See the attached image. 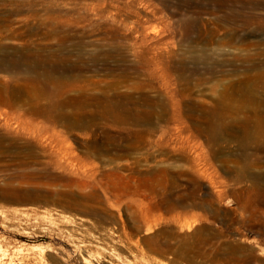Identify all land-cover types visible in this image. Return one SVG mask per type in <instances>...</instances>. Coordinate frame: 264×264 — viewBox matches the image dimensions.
I'll list each match as a JSON object with an SVG mask.
<instances>
[{
    "label": "rangeland",
    "instance_id": "1",
    "mask_svg": "<svg viewBox=\"0 0 264 264\" xmlns=\"http://www.w3.org/2000/svg\"><path fill=\"white\" fill-rule=\"evenodd\" d=\"M263 196L264 0H0V264H264Z\"/></svg>",
    "mask_w": 264,
    "mask_h": 264
},
{
    "label": "bare ground",
    "instance_id": "2",
    "mask_svg": "<svg viewBox=\"0 0 264 264\" xmlns=\"http://www.w3.org/2000/svg\"><path fill=\"white\" fill-rule=\"evenodd\" d=\"M239 182V181H238ZM251 182H253V181H251ZM252 184V183H251ZM257 183H253L252 185H250L249 186V188L251 187V189L253 188V189H255V190H257V191H260V189L258 188V186L256 185ZM248 186V185H247ZM243 191V190H242ZM245 191H247V190H245ZM249 191V190H248ZM247 191V192H248ZM250 192H252V190L250 191ZM253 193V192H252ZM255 193V192H254ZM262 193V192H261ZM240 195V194H239ZM260 197V196H259ZM264 197V196H263ZM261 198V197H260ZM256 199V198H255ZM259 201L260 200H255V203H259ZM261 205H264V200H262V202L260 203ZM260 205V206H261ZM255 209V208H254ZM257 209V208H256ZM261 209V208H260ZM260 211V210H259ZM252 213V212H251ZM251 215H253V214H251ZM262 216V215H261ZM256 218H258V217H254V219H256ZM262 218V217H261ZM260 218V219H261ZM230 237V236H229ZM224 242V241H223ZM228 242V241H227ZM226 243V242H225ZM229 243H231L230 241H229ZM224 244V243H223ZM228 244V243H227ZM233 244V243H232ZM232 244H230V245H232ZM226 245V244H225ZM229 245V244H228ZM229 245V246H230ZM238 246H239V244H237ZM241 245V244H240ZM224 246V245H223ZM227 246V245H226ZM225 246V247H226ZM244 246V245H243ZM242 246V247H243ZM240 247L241 246H239V247H236V246H231V248H232V250H234V255L229 259L232 263H234V264H249L250 263V259H248L247 257H245L246 256V254H245V256H243V255H237V253L239 252V249H240ZM241 247V248H242ZM226 248H228V247H226ZM229 251H231V249L229 250ZM238 251V252H237ZM242 251V250H241ZM240 251V252H241ZM230 254H231V252H230ZM243 254H244V252H243ZM104 257L110 262V263H113L114 262V257H112V255L110 254V255H108V254H104ZM264 257V256H263ZM88 260V261H91V260H93L94 259V254L93 253H89V254H87V257L85 258V260ZM228 259V258H227Z\"/></svg>",
    "mask_w": 264,
    "mask_h": 264
}]
</instances>
